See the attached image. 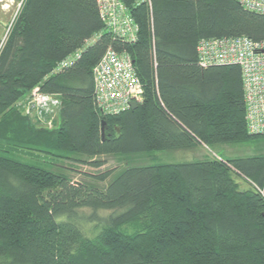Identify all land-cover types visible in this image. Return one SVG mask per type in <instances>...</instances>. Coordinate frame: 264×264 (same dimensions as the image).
<instances>
[{"label":"trees","instance_id":"1","mask_svg":"<svg viewBox=\"0 0 264 264\" xmlns=\"http://www.w3.org/2000/svg\"><path fill=\"white\" fill-rule=\"evenodd\" d=\"M121 1L135 43L108 30L97 0H26L0 51V264H264V153L127 164L96 185L13 159L41 152L100 169L98 157L264 139L248 132L240 67L202 68L197 53L208 38L264 42V15L236 0ZM109 49L130 55L144 100L105 116L104 139L93 71ZM35 88L61 100L58 129L17 109Z\"/></svg>","mask_w":264,"mask_h":264},{"label":"built area","instance_id":"2","mask_svg":"<svg viewBox=\"0 0 264 264\" xmlns=\"http://www.w3.org/2000/svg\"><path fill=\"white\" fill-rule=\"evenodd\" d=\"M25 1L21 0L20 4ZM236 1L244 9L264 15V0ZM97 4L103 22L116 38L130 43L138 40L139 27L121 0H97ZM3 45L4 42L1 48ZM197 53L202 68L217 65L240 67L248 132L255 136L264 135V42H254L247 37L208 38L199 42ZM78 57L63 62L59 69L70 66ZM93 74L96 103L104 116L119 115L131 110L133 103L138 106L143 102V85L129 54L109 49ZM19 107L26 116L36 115L40 122H48L51 126L55 117L60 116L62 103L58 97L35 88L18 102Z\"/></svg>","mask_w":264,"mask_h":264},{"label":"rangeland","instance_id":"3","mask_svg":"<svg viewBox=\"0 0 264 264\" xmlns=\"http://www.w3.org/2000/svg\"><path fill=\"white\" fill-rule=\"evenodd\" d=\"M20 2L21 0L0 1V50L2 49L1 44L3 42L5 43L12 26L21 14L24 4L21 5ZM30 93L28 95H30ZM19 108L17 109L23 114V116L29 118L32 124L38 129L53 131L60 127V116L55 117L54 124L50 126L48 122H40L36 115L31 118L30 116H26L24 111H21L22 108ZM2 128L0 127V144L3 142L2 139H4L1 134ZM262 153H264V139L261 138L260 140L243 145L215 146L211 148L201 146L195 150L184 152H152L150 154L128 158L121 156L98 157L95 160L104 163V166L100 169L85 164H79L72 160L65 161L52 159L49 155L41 152L18 150L12 152V157L17 161L37 165L45 169L53 170V168H55L54 171H62L65 175L69 176V178L73 179L77 185L80 183L96 185V182L93 181L95 176H99L107 171H119L127 164L164 165L197 160H217L222 163H227L234 158L252 157ZM84 214L89 213L87 211L84 212ZM85 227H88V225L85 224Z\"/></svg>","mask_w":264,"mask_h":264},{"label":"water","instance_id":"4","mask_svg":"<svg viewBox=\"0 0 264 264\" xmlns=\"http://www.w3.org/2000/svg\"><path fill=\"white\" fill-rule=\"evenodd\" d=\"M137 107H138L137 104L133 103V104L131 105V110L133 111V110H135ZM106 131H107V122H106V120H105V116H104V119H103V122H102V134H103V138H104V139H105V137H106Z\"/></svg>","mask_w":264,"mask_h":264},{"label":"bare ground","instance_id":"5","mask_svg":"<svg viewBox=\"0 0 264 264\" xmlns=\"http://www.w3.org/2000/svg\"><path fill=\"white\" fill-rule=\"evenodd\" d=\"M102 115V114H101Z\"/></svg>","mask_w":264,"mask_h":264}]
</instances>
